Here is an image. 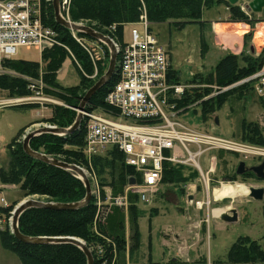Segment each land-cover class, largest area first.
<instances>
[{
  "label": "trees",
  "instance_id": "trees-1",
  "mask_svg": "<svg viewBox=\"0 0 264 264\" xmlns=\"http://www.w3.org/2000/svg\"><path fill=\"white\" fill-rule=\"evenodd\" d=\"M222 4L228 8L230 22L254 24V19H251L238 4H232L229 0H71L68 15L74 22L88 21L87 25L121 41L124 25L137 22L143 13H146L153 23L171 20L183 28L187 24H204L206 22L204 13L213 6ZM42 14L43 22L56 30L60 44L44 50L40 62L17 58L6 60L4 62L6 72L0 73V91L6 92L7 97H25L33 93L34 89L31 85L34 83L37 89L49 93L66 104H50L51 116L41 121L68 128L76 120V109L86 92L95 83L90 78L95 71V63L85 47L77 41L73 31L56 22L53 0H43ZM112 26L115 28L109 31ZM76 34L81 39L96 41L83 33L76 32ZM250 36L245 35V38L248 39ZM101 44L108 54L107 45L102 42ZM250 52L248 55L242 53L241 56L233 53L225 54L216 64L213 72L208 76L193 78L191 84H201V81H205L208 85L227 87L245 79L257 72L264 62V52L260 54ZM68 57L75 62L80 72V81L75 86H64L57 80L58 73ZM171 76L179 82L178 74L172 67ZM39 80L42 82V88L39 87ZM118 80L117 70L111 81L91 98L87 110L101 109L105 113L117 115L118 110L108 104L105 97ZM246 90L253 91L251 82L219 92L215 97L198 104L202 99L203 91L195 85L186 92L178 105L185 111L192 109L195 113L200 108L201 119L205 122L209 115L220 109L230 96L234 93H238L239 97L244 96ZM212 91L207 88L204 92L207 95ZM37 104L40 103H23L13 105L12 108L28 110L38 107ZM242 128L239 139L264 145V132L259 124L245 122ZM23 131L24 129H21L7 145L9 161L0 167L1 182L5 185L18 184L24 195L45 196L46 201L73 203L83 200L87 193L83 181L72 171L50 165L28 155L23 148V142L18 140ZM85 138L84 121L72 134L44 133L32 138L30 146L36 151L80 165L90 171L98 178L103 197H105V187L110 188L115 196L123 195L130 178L137 176L134 168L126 164L124 154L114 147L88 158L84 153ZM220 157L222 158V155ZM178 167L184 166L165 164L164 184L180 176ZM236 170L229 176L230 180H236L239 177ZM197 175L196 171L189 176L195 178ZM137 178L139 180L138 176ZM180 179L185 181L187 177L181 175ZM137 201H139L138 194L130 192L128 208L133 229L129 248L130 258L140 249V231L136 221L140 209ZM14 205H0V214H10ZM123 209L124 207L115 206L112 215L104 220V211L99 210L97 198L94 195L87 206L77 210L30 208L21 215L19 228L28 236L81 238L92 250L94 264H127L126 215ZM1 241L6 248L18 255L22 264H88L84 251L72 243L28 244L18 240L9 228L1 230ZM226 262L228 264H263L264 247L257 240H250L247 236L239 237L230 247Z\"/></svg>",
  "mask_w": 264,
  "mask_h": 264
},
{
  "label": "rangeland",
  "instance_id": "rangeland-1",
  "mask_svg": "<svg viewBox=\"0 0 264 264\" xmlns=\"http://www.w3.org/2000/svg\"><path fill=\"white\" fill-rule=\"evenodd\" d=\"M241 3L246 2L244 0H238L236 4H238L251 19L258 22L251 12L248 11L246 6ZM225 9V4L213 6L210 10L205 12L204 19L206 22L204 24H187L183 26V28H180L171 20L164 23H153L147 16L151 31L154 33L159 43L166 47L169 52L170 66L178 74L180 83L198 86V83L195 85L191 84L193 78L198 79V76L202 75L208 76L209 73L214 71L219 60L225 54L231 53L227 50H222L221 44L219 45L216 42V35L212 28V23L208 20L213 16L214 18H222L226 12ZM87 22L88 21H82L79 23L86 24ZM135 28L139 30L143 29L140 18L137 22L124 25L123 37L125 42L130 41L131 30ZM263 28L264 27L261 25L260 28L258 25L255 26L254 22L251 29L252 35L248 39L244 38L243 50L238 54L239 56L243 55L242 53H244V55L250 54L252 45L256 52L260 53L264 47L262 37L264 35ZM73 34L77 36L76 32H73ZM245 35L248 34L246 33ZM258 35L260 36L258 37ZM92 46L91 44V47ZM15 56L17 59L21 60L40 62L42 59V52L35 48L21 47L18 49ZM109 61L110 51L104 58H100L99 62H97L98 75L92 79L95 83L106 73L109 67ZM57 80L64 86H75L79 83L80 72L75 62L70 57L66 58L64 61L58 73ZM39 81L42 85L41 80ZM241 81L242 80L227 86V89L239 87ZM201 85H208V83L201 81ZM209 87H212L210 88L213 90L211 93L224 91V87L217 85L203 87L201 88L203 96L198 104L204 101V97L209 95H205L204 92L205 89ZM214 87H218L217 91H215L216 89ZM252 92H254V90H246V95L241 97L237 96L238 93H234L220 109L211 113L205 122L201 119L200 108H198L199 110L196 113L192 109L184 111L180 118L192 129L201 130L225 138L241 140L239 138H241L242 127L245 122L259 124L264 132V104L260 101L258 96ZM42 93L44 94L43 96L52 97L61 102V104L66 105L52 95H49V93L47 94L45 91H42ZM4 99H7V94L4 91H0V167L3 163L5 164L9 161L7 145L11 143L22 127L28 125L32 120H35V123L24 129L21 136L18 138L19 141L23 142L28 132L45 125H53L41 121V119L51 116L52 107L50 104L53 102H46L45 104L42 102V104H37L38 107L36 108L23 110L15 109L12 108L13 105L5 104L3 102ZM259 146L264 147V145ZM211 155L216 156L217 167L215 173L212 174L215 182L211 184L209 193L211 199L210 206L206 204L207 192L204 190L205 186L201 181L200 175L198 174L195 178L189 176L191 173L197 171L193 165H180L184 167H178L180 176L187 177L185 181L180 179L179 176L174 179V181L166 182L160 191L151 195L147 202L137 201V205L140 209L136 219L140 231V249L137 251V256L143 255L144 260H147L148 253H153V257L159 259V261L172 257H181L182 260H193L197 257L201 264H228L226 262L227 253L239 237L247 236L250 240L259 241L262 247H264V201L256 200L250 197L249 194L244 195L243 193V195L235 194V198H226L220 201H216L213 197L214 190L222 186L220 183L221 181L224 183L231 181L233 184L241 183V185L244 184L246 187L250 188L264 187V180L257 178L255 175L252 177L251 175L247 177L238 175L239 177L236 178V180H230L229 176L233 174L240 161H244V159L238 154L228 153L223 150L204 154L201 159L203 168L208 167ZM220 155H222V158ZM260 160L263 159L260 158ZM254 162L255 160H252V158L247 159L248 164ZM92 175L93 177L95 176L94 174ZM93 177L89 176L90 180L94 181L96 179L98 182V178L94 177L95 179L93 180ZM104 189L105 195L106 192L111 191L108 187ZM100 190V192H102V187H100ZM192 195L194 201L204 203L202 208L190 202V196ZM101 197H103V195ZM27 198H36L46 201L45 196L24 195V192L21 191L18 184L5 185L1 182L0 178L1 206L15 204V208L18 203ZM115 206L104 205V207H107L103 215L104 220L112 215ZM14 208L10 214H0V264H22L18 255L13 250L6 248L1 241V230L12 228V212ZM222 209H237L238 221L235 223H225L222 221L220 217L221 214H219L223 211ZM129 210L128 206L123 209L126 215L125 237L127 241V264V255H130L128 251L133 235L132 218ZM164 243H167V245H164ZM181 252L185 253V256L182 255Z\"/></svg>",
  "mask_w": 264,
  "mask_h": 264
},
{
  "label": "built area",
  "instance_id": "built-area-1",
  "mask_svg": "<svg viewBox=\"0 0 264 264\" xmlns=\"http://www.w3.org/2000/svg\"><path fill=\"white\" fill-rule=\"evenodd\" d=\"M70 4L71 0H60L61 13L69 20ZM42 9L43 0H0V73L6 72L4 62L16 58L21 47L43 52L60 44L56 30L43 22ZM140 21L143 29H132L129 42H125L124 37L117 41L108 35L115 41L118 50L119 80L108 91L105 101L115 107L118 114L111 115L101 109L84 112L86 156L91 158L110 148H117L124 154L126 164L133 167L139 177L138 180L137 176H133L136 184H129L123 195L115 196L108 191L105 197H101L99 183L94 178L96 176L87 172L95 179L91 181L98 208L105 211L107 207L104 205L127 207L130 192L137 193L140 201L147 202L165 185L163 175L166 163L193 165L205 186L206 204L210 206L209 193L211 184L215 182L212 174L217 167V158L211 155L208 167L203 168L201 159L204 154L223 150L242 156L244 161L249 158L264 159V147L195 130L183 122L180 116L185 109L180 108L178 103L194 86L177 82L171 76L168 50L151 31L146 13L140 16ZM114 28L112 26L109 31ZM262 37L264 46V35ZM75 38L95 63V71L90 75L94 79L98 75L97 62L107 55V51L100 41L92 43L77 36ZM261 52H264V47ZM246 82L252 83L254 93L264 104V62L257 72L239 84ZM31 86L34 89L31 95L7 97L3 102L9 105L30 102L61 104L52 97L43 96L42 90L37 89L34 83ZM207 86L211 85L198 84L199 89ZM215 89L217 91L218 87ZM223 90H227V87ZM216 94L211 93L203 99H210ZM220 183L223 186L231 181ZM190 197L191 203L202 208L203 202L194 201L193 195ZM213 197L216 200L214 192Z\"/></svg>",
  "mask_w": 264,
  "mask_h": 264
},
{
  "label": "water",
  "instance_id": "water-1",
  "mask_svg": "<svg viewBox=\"0 0 264 264\" xmlns=\"http://www.w3.org/2000/svg\"><path fill=\"white\" fill-rule=\"evenodd\" d=\"M232 4H236L238 0H229ZM247 5V9H251L256 5H259L262 0H244ZM53 7L55 13V20L59 25L78 33H83L88 37L100 41L107 45L110 51V61L109 67L106 73L96 82L94 85L86 92L82 102L77 108V117L73 125L70 127H58L56 125H45L43 127L32 130L26 134L23 140V148L25 152L45 163L50 165L72 171L83 181L86 187V196L83 200L73 203H59L44 201L36 198H27L18 203L14 211L12 212V228L11 231L15 237L28 244H57V243H72L80 247L87 256L88 264H94L95 259L92 250L87 246L86 242L81 238L74 236H28L23 234L19 228V220L21 215L30 208H46L53 210H77L87 206L94 196L92 181L90 180L87 170L80 165L66 162L57 157H51L45 153L36 151L31 148L30 142L32 138L44 134L52 133L56 135H69L74 133L80 125L85 121L84 112L87 110V105L91 98L106 84H108L113 78L114 74L119 68L118 64V50L115 41L108 35L97 31L92 26L82 24L79 22L71 21L65 18L60 9V0H53ZM246 172H253L255 176L259 179L264 180V159L258 165L248 166L245 161H240L237 166V175H243ZM130 185L136 184V178L131 177L129 180ZM249 196L259 200L264 201V188L263 187H250ZM191 198V197H190ZM221 219L225 223H235L238 221V211L237 209H230L221 214ZM247 264V263H246ZM262 264V263H258ZM264 264V263H263Z\"/></svg>",
  "mask_w": 264,
  "mask_h": 264
},
{
  "label": "crops",
  "instance_id": "crops-1",
  "mask_svg": "<svg viewBox=\"0 0 264 264\" xmlns=\"http://www.w3.org/2000/svg\"><path fill=\"white\" fill-rule=\"evenodd\" d=\"M241 4H244L245 6L247 5L246 3H241ZM225 10L226 12L222 18L220 17L214 18L213 16L212 18L208 20L212 23V28L216 35L215 36L217 40L216 42L219 45L221 44L220 46L222 50H227L231 53L238 55L243 50V42H244L245 34L247 33L249 35H252L251 29H252V25L254 24L251 25V24L244 23V22H241V23L240 22H229L228 20L229 12H228L227 6ZM248 11L251 12L253 17L258 21V22L255 21V26L258 25V27L260 28V25H261L264 27V0H262V2H260L259 5H256L255 7L248 9ZM251 51L252 52L254 51L256 54H258L253 45L251 46ZM34 121L35 120H32L28 125L22 127L21 129H26L28 126L35 123ZM226 198H232V197L229 196ZM164 245H167V243H164ZM137 254L138 252H136L132 258H130V255H127L128 264H201L198 261L197 257H195L193 260H190V259L182 260L181 257H177V258L172 257L170 259L166 258V259H162L159 261V259H155L153 257L154 256L153 253H151L152 255L148 253L147 260H144L143 255L137 256ZM181 254L184 255L185 253L181 252Z\"/></svg>",
  "mask_w": 264,
  "mask_h": 264
},
{
  "label": "bare ground",
  "instance_id": "bare-ground-1",
  "mask_svg": "<svg viewBox=\"0 0 264 264\" xmlns=\"http://www.w3.org/2000/svg\"><path fill=\"white\" fill-rule=\"evenodd\" d=\"M260 35H258L259 37ZM244 184L241 185V183H229V184H224L221 187H218L214 190V196L216 198V201H220V200H224L226 197H232L235 198L237 194H249V188L246 187ZM236 194V195H235ZM242 194V195H243ZM235 195V196H232ZM220 209V208H218ZM227 210H224L222 212H220L219 214H222L223 212H225Z\"/></svg>",
  "mask_w": 264,
  "mask_h": 264
},
{
  "label": "flooded vegetation",
  "instance_id": "flooded-vegetation-1",
  "mask_svg": "<svg viewBox=\"0 0 264 264\" xmlns=\"http://www.w3.org/2000/svg\"><path fill=\"white\" fill-rule=\"evenodd\" d=\"M252 160H255V162L254 163H252V164H248L247 163V160L245 161L246 163H247V165L248 166H253V165H258V164H260L261 162H262V160H260V159H256V158H252ZM251 175V177L252 176H254L255 174L253 173V172H246L245 174H243V175H240V176H250ZM264 188V187H263ZM245 195H247V193L245 194Z\"/></svg>",
  "mask_w": 264,
  "mask_h": 264
}]
</instances>
